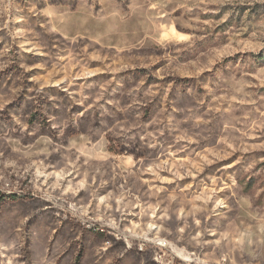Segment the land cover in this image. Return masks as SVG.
<instances>
[{
  "label": "rangeland",
  "instance_id": "rangeland-1",
  "mask_svg": "<svg viewBox=\"0 0 264 264\" xmlns=\"http://www.w3.org/2000/svg\"><path fill=\"white\" fill-rule=\"evenodd\" d=\"M0 264H264V0H0Z\"/></svg>",
  "mask_w": 264,
  "mask_h": 264
}]
</instances>
